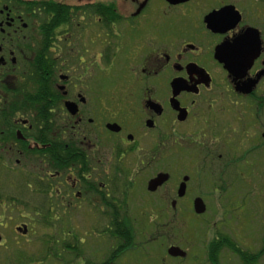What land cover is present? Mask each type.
Masks as SVG:
<instances>
[{"label":"flooded vegetation","instance_id":"flooded-vegetation-1","mask_svg":"<svg viewBox=\"0 0 264 264\" xmlns=\"http://www.w3.org/2000/svg\"><path fill=\"white\" fill-rule=\"evenodd\" d=\"M0 186V264H264V0H0Z\"/></svg>","mask_w":264,"mask_h":264},{"label":"rangeland","instance_id":"rangeland-1","mask_svg":"<svg viewBox=\"0 0 264 264\" xmlns=\"http://www.w3.org/2000/svg\"><path fill=\"white\" fill-rule=\"evenodd\" d=\"M107 1H109V0H105V2H107ZM110 1H112V0H110ZM0 193H12V191H10L9 189H8V187L7 186H0ZM137 205V207H141V205L140 204H138V203H134V205H133V209L136 211V206ZM138 208V209H139ZM241 213H243V214H246L245 215V222L243 223V225H245V224H247L248 225V227H250L251 226V221H252V218H251V215H252V213H250V212H246V211H237L236 212V214H241ZM136 214H137V220L138 221H140V223H138V222H136V226H138V227H140V228H142L141 226H145V227H149L150 225H148V223L147 224H144V221H143V218L142 217H140L139 215H138V213L136 212ZM206 218H208V217H206ZM144 219H147V217L145 218L144 217ZM155 219H157V220H160L159 218H155ZM155 219H151V220H155ZM150 220V219H149ZM226 220V219H225ZM184 223L181 225V224H178V226H182V228H183V235H185V237H184V239L182 238L180 241V243H182V244H185V245H187L188 247H190L192 244H190V243H187L186 241L187 240H189V239H192V242H194V241H196V236H193L194 235V232L193 231H195V228H196V222H197V220L195 219V218H192V217H190L189 215H186L184 218H183V220H182ZM213 221H215V220H212V219H210V218H208V222H209V224H211V222H213ZM154 222H156V220L154 221ZM217 225V224H216ZM157 228V227H156ZM189 228H191V230L192 231H190L189 230ZM187 230H189V231H187ZM185 239H186V241H185ZM160 241H162V239L160 240V239H158V242H160ZM167 242H172V241H168V240H165L164 241V243H167ZM151 247H152V250L153 249H155V245H154V243H151ZM154 251V250H153ZM156 252V251H155ZM155 256H153L152 257V259H151V261H153V262H155L156 260H155ZM183 264H190L189 263V261H184V262H182ZM171 264H173V263H171ZM229 264H238V263H236V262H231V263H229Z\"/></svg>","mask_w":264,"mask_h":264},{"label":"water","instance_id":"water-1","mask_svg":"<svg viewBox=\"0 0 264 264\" xmlns=\"http://www.w3.org/2000/svg\"><path fill=\"white\" fill-rule=\"evenodd\" d=\"M172 2H177V1H185V0H171ZM225 7L222 8L221 10H218L216 12H213L212 16H211V20L212 21H223V19L225 18ZM151 185V184H150ZM183 185L180 186V190H179V195H182L183 194ZM195 209H196V212H202L204 209H203V204L202 202H200V200H196L195 201ZM169 253L171 255H177L176 251H179V248L177 247H170L168 249Z\"/></svg>","mask_w":264,"mask_h":264}]
</instances>
